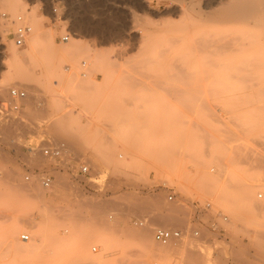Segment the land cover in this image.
Returning <instances> with one entry per match:
<instances>
[{
  "label": "rangeland",
  "instance_id": "rangeland-1",
  "mask_svg": "<svg viewBox=\"0 0 264 264\" xmlns=\"http://www.w3.org/2000/svg\"><path fill=\"white\" fill-rule=\"evenodd\" d=\"M229 1L0 0V101L27 92L0 127V264H155L157 227L185 234L164 264H264V12Z\"/></svg>",
  "mask_w": 264,
  "mask_h": 264
},
{
  "label": "built area",
  "instance_id": "built-area-1",
  "mask_svg": "<svg viewBox=\"0 0 264 264\" xmlns=\"http://www.w3.org/2000/svg\"><path fill=\"white\" fill-rule=\"evenodd\" d=\"M56 11V10H55ZM6 14H3L5 16ZM16 27L14 29L13 41L14 44L18 47H23L26 43L27 36L32 32V26L25 21L22 16H17L15 18ZM70 35L67 34L62 37V40L68 41ZM27 97V92L18 87H12L9 89V95L6 99L0 101V127L13 120L17 119L18 113L21 109L20 102ZM41 153L50 159H55L62 161L63 158L68 153L67 145L64 142H48L44 145H38ZM29 150H33V148H28ZM90 172V165L88 163H82L79 166L78 174L88 175ZM26 179H29V176H26ZM52 177L46 176L42 179V185L46 188L52 185ZM259 197H262L260 194ZM174 195H169V200H172ZM203 210L211 209V204L207 203ZM228 217L223 216V220L227 221ZM142 224V222H141ZM211 227L213 230H218L219 226L213 222L211 223ZM194 236H199V231L193 232ZM154 240L164 246L178 244L180 243L185 234L181 229L177 228H166V227H157L153 233ZM21 238L24 241H28L30 239L29 234H22ZM93 251H96V248H93ZM170 264H181L180 260L174 259Z\"/></svg>",
  "mask_w": 264,
  "mask_h": 264
},
{
  "label": "bare ground",
  "instance_id": "bare-ground-1",
  "mask_svg": "<svg viewBox=\"0 0 264 264\" xmlns=\"http://www.w3.org/2000/svg\"><path fill=\"white\" fill-rule=\"evenodd\" d=\"M7 3H8V8H10V10L12 11V12H14V11H21V8L16 4V3H14V2H8L7 1ZM226 7V11L223 13V15L225 16V17H228V18H230V19H239V18H242V17H245V18H249L250 16H252L254 13H256V12H264V0H234V1H229V3H225L224 4ZM195 19V18H194ZM193 20V19H192ZM188 21H191V19H189ZM192 23H193V21H192ZM2 24V23H1ZM187 28V31L189 32V31H191V25H188V27H186ZM195 31V30H194ZM37 37L38 36H36V38H35V35H34V38H35V40H33V41H31V43L33 44L34 42H36L37 40ZM193 37H194V35L192 36V38H191V40L193 39ZM186 38V37H185ZM189 40L190 39H188V42H189ZM217 40H219V39H217ZM195 41V40H194ZM187 42V41H186ZM221 42V41H220ZM242 41H240V42H238V43H241ZM191 43H195V44H198V43H196V41L195 42H193V41H191ZM191 43H190V45H191ZM237 44V43H236ZM242 44V43H241ZM240 44V45H241ZM190 45H189V47H190ZM192 47H194L193 45H191ZM196 46H199V45H196ZM196 46L194 47V48H192L191 50H192V52H197L196 50L198 49V48H196ZM196 48V49H195ZM195 49V50H194ZM215 49H217V48H215ZM236 49H238V47L236 48ZM199 50V49H198ZM191 52V54L192 55H194V53H192ZM211 52H215V51H212L211 50ZM210 52V53H211ZM217 52V51H216ZM198 53V52H197ZM211 54H213V53H211ZM199 55H200V53H199ZM198 56V55H197ZM200 56H202V55H200ZM192 57V56H191ZM197 58V57H196ZM200 58V57H199ZM201 59V58H200ZM197 60H199V59H197ZM201 61V60H200ZM11 75L12 74H9L8 76H7V78H6V80H7V82L8 81H10V79H12L11 78ZM32 100V99H31ZM247 188V187H246ZM30 191H33L34 189L33 188H30L29 189ZM247 189H243L242 188V193H241V195L242 196H246V194H247ZM140 207H142V206H140ZM167 220V219H166ZM144 224V222H142V225ZM149 230H150V228H144L143 230H142V232L141 233H138L137 234V237H138V239H139V242H140V244H142L143 246H147V247H149L148 245V243L146 242V239L148 238V234H149ZM30 236V235H29ZM21 240L23 241V242H26V243H28V241H24L22 238H21ZM183 241V240H182ZM188 244V243H187ZM181 245V244H180ZM169 246H176V248L174 247H172V248H169L170 249V251H173L174 253H179L180 251H185V245H184V247H177V245H168V246H166V247H169ZM165 247V248H166ZM33 247H32V245L29 243V244H27L26 245V247L24 248V249H22V251H24V252H26V253H28L31 249H32ZM151 248H153V247H151ZM164 248V247H163ZM163 248L161 249V250H163ZM164 248V249H165ZM168 249V250H169ZM172 249V250H171ZM168 250H164V252L162 251V252H157L158 253V257H157V259H156V263L155 264H164V258H165V256H166V253L168 252ZM188 250H187V248H186V252H187ZM189 252V251H188ZM169 253V252H168ZM30 255V254H29Z\"/></svg>",
  "mask_w": 264,
  "mask_h": 264
},
{
  "label": "crops",
  "instance_id": "crops-1",
  "mask_svg": "<svg viewBox=\"0 0 264 264\" xmlns=\"http://www.w3.org/2000/svg\"><path fill=\"white\" fill-rule=\"evenodd\" d=\"M28 149L27 148H23V152L27 151ZM13 153H15L14 151H11Z\"/></svg>",
  "mask_w": 264,
  "mask_h": 264
}]
</instances>
